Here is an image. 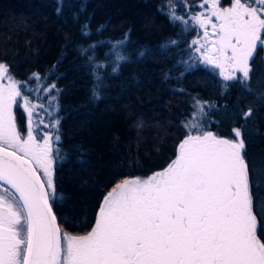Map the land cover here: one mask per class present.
<instances>
[{
  "label": "trees",
  "instance_id": "16d2710c",
  "mask_svg": "<svg viewBox=\"0 0 264 264\" xmlns=\"http://www.w3.org/2000/svg\"><path fill=\"white\" fill-rule=\"evenodd\" d=\"M200 3L63 0L61 8L60 0H0V63L14 78L30 81L34 74L45 75V84H55L59 121L55 133L60 140H53L58 149L53 155L59 194L53 210L62 231L86 235L104 196L117 183L147 178L167 167L186 134L185 122L195 100L207 102L206 130L233 140V130L240 129L257 219L264 217L262 50L252 64L248 82L252 93L186 56L198 30L186 10L195 13ZM231 3L220 0L221 7ZM172 9L189 23L174 21ZM86 23L89 37L81 33ZM125 37L124 45L112 48ZM92 44L97 45L94 50L81 52ZM142 50L147 54L140 58ZM117 51L130 60L121 62L117 73L106 66L101 81L94 80L88 57L107 65ZM96 84L100 99L93 97ZM249 108L253 113L246 118ZM257 235L264 242V235Z\"/></svg>",
  "mask_w": 264,
  "mask_h": 264
},
{
  "label": "snow or ice",
  "instance_id": "6c2138e0",
  "mask_svg": "<svg viewBox=\"0 0 264 264\" xmlns=\"http://www.w3.org/2000/svg\"><path fill=\"white\" fill-rule=\"evenodd\" d=\"M60 3L62 8L63 0ZM201 7L206 11L190 18L203 30L192 42L200 61L218 70L225 82L241 83L252 93V64L264 49V0H232L230 7H221L220 0H204ZM171 18L189 23L177 17L175 9ZM81 33L91 35L87 23ZM146 54L142 50L138 56ZM88 60L94 80L101 81L106 66L117 73L130 56L117 51L107 65L95 63L92 56ZM8 71L0 63V264H264V242L257 235H264V217L257 219L240 129L233 130L236 139L228 140L192 124L197 134L179 143L167 167L147 178L123 179L104 196L90 232L62 233L53 211L59 196L53 140L59 142L60 136L45 132L42 142L37 139L34 110L43 105H32L22 83ZM98 88L93 87L95 99H100ZM259 99L264 102V93ZM204 103L196 101L201 114ZM14 106L27 114L26 136L18 131ZM252 113L249 108L244 116ZM58 125L57 120L52 126ZM5 185L14 190L11 195Z\"/></svg>",
  "mask_w": 264,
  "mask_h": 264
},
{
  "label": "rangeland",
  "instance_id": "374dc122",
  "mask_svg": "<svg viewBox=\"0 0 264 264\" xmlns=\"http://www.w3.org/2000/svg\"><path fill=\"white\" fill-rule=\"evenodd\" d=\"M200 1H201L200 5L204 4V0H200ZM242 2H243V0H242ZM230 6H227V7H230ZM186 11L188 13H191L189 15V19H190L192 14L195 15V14H199L201 12H204V11H206V8L203 9L202 7H200L198 9V11H196L195 13L191 12L189 9H187ZM213 20H214V18H213ZM214 22H215V20H214ZM196 27L198 29L197 30V34L191 40V42L189 43V47H188L189 48V52H188V54H186V56L192 58L195 62L202 63L200 61V59H199V53L195 52V47L192 45V42L194 40L198 39L199 37H201L203 35V30L200 29L197 25H196ZM215 71H216L217 74H219L218 70H215ZM8 75L13 77L9 73V71H8ZM14 79L16 81L22 83L21 90H22L23 94L25 96H27L28 99L31 101L32 105H40V104L43 105V108H36L34 110L33 120L35 121V123H34L33 126L35 128L38 127V128H36V134L35 133L34 134L37 137H39L40 139H43V133H45V132L50 133L54 137L56 135V133H55L56 132V127H53L52 125H55V122L57 121V105H56V98L57 97H56V91H55V88L50 90V91H46V89H50L51 88V85H53V83L45 84V81H46V76L45 75L44 76L34 75L33 78L30 79V81H29V79L26 80V81H23V80H20V79H17V78H14ZM3 83H7V80L5 79L3 81ZM196 101L197 100L192 102L191 114H190V116L188 117V119L185 122L187 125H189V127H186V129H185L186 130V134H185L184 138L190 133L193 134V135L197 134V129L190 127L192 124L198 123L200 125V128L203 131H208L205 128L206 127L205 123L207 122L206 113H205L206 104H204V113L201 114L199 112V109L196 106ZM200 102L202 103V101H200ZM21 104H22V101H21ZM18 108H19V111L21 110L23 112V114L25 115V119H26V122H27V120H28L27 114L24 111L23 107H18ZM13 112H14L15 118H17L18 117V111L16 110L15 106H14ZM194 113H195V116L193 115ZM41 119H43V123L42 124L39 123V121ZM16 122H17V120H16ZM17 128H18V131H19V127L18 126H17ZM51 131H53V133H51ZM234 139H236V137ZM177 152H178V148H177ZM94 224H95V220H94Z\"/></svg>",
  "mask_w": 264,
  "mask_h": 264
},
{
  "label": "flooded vegetation",
  "instance_id": "af4514ba",
  "mask_svg": "<svg viewBox=\"0 0 264 264\" xmlns=\"http://www.w3.org/2000/svg\"><path fill=\"white\" fill-rule=\"evenodd\" d=\"M261 50H262V56L264 57V49H261ZM262 60L264 61V59H262ZM17 110L19 111V108H17ZM19 112H20V116L16 118L17 126L19 127V131H20L21 135L22 136H26V134H27V122H26V119H25V115L23 114V112L21 110ZM21 115H22V120H21ZM36 128H38V127H36ZM35 134H36V132H35ZM38 138L39 137H37V139ZM38 140H40L42 142V139L39 138ZM40 174H41V176L43 178L42 172ZM0 193H3V190L1 188H0ZM11 194H12V192L9 190L8 195H11Z\"/></svg>",
  "mask_w": 264,
  "mask_h": 264
},
{
  "label": "water",
  "instance_id": "95a60500",
  "mask_svg": "<svg viewBox=\"0 0 264 264\" xmlns=\"http://www.w3.org/2000/svg\"><path fill=\"white\" fill-rule=\"evenodd\" d=\"M41 178H42V176H41ZM42 179H44V177H43ZM5 187H7L12 193L14 192V190H12L10 186L5 185ZM1 189H2V188H1ZM2 190H3V189H2ZM53 211H54V210H53ZM56 219H57V218H56ZM57 224H58V221H57ZM58 225H59V224H58ZM59 227H60V226H59ZM60 229H61V228H60ZM61 232L63 233V232H66V231H62V230H61ZM66 233H69V234L74 235V236H83V235L72 234V233H70V232H66Z\"/></svg>",
  "mask_w": 264,
  "mask_h": 264
}]
</instances>
